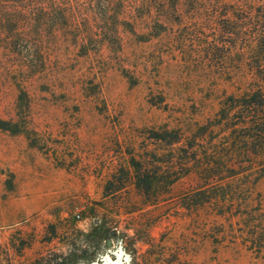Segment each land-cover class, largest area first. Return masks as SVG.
<instances>
[{
  "label": "rangeland",
  "instance_id": "obj_1",
  "mask_svg": "<svg viewBox=\"0 0 264 264\" xmlns=\"http://www.w3.org/2000/svg\"><path fill=\"white\" fill-rule=\"evenodd\" d=\"M145 1L0 0V121L18 129H0V264H264L193 174L153 161L147 190L130 166L168 152L156 134L191 138L264 92V52L217 37L257 5ZM252 205L262 227L264 178Z\"/></svg>",
  "mask_w": 264,
  "mask_h": 264
},
{
  "label": "trees",
  "instance_id": "obj_2",
  "mask_svg": "<svg viewBox=\"0 0 264 264\" xmlns=\"http://www.w3.org/2000/svg\"><path fill=\"white\" fill-rule=\"evenodd\" d=\"M168 1H171L174 11L180 6L189 11H196L204 9L206 3V6L213 3L222 5L226 0ZM233 1L257 5L258 14L252 17L237 16L236 20L240 24L237 27L221 28L217 31V37L221 43L227 45V50L240 38L247 37L250 41L248 46L246 45L249 52L247 59L252 60L264 52V12L261 11L264 9V0ZM150 3L155 2H143L147 10H150ZM192 34L195 38L198 35L195 31L189 33ZM83 37L84 40L87 39V32H84ZM260 67L258 65L256 68ZM0 129L12 133L18 131L12 122L4 121H0ZM212 134L216 135L215 138ZM185 139L187 138L179 131H163L156 134L155 141L170 151L163 153L159 158L154 156L152 161H137L134 157L130 159V166L136 167L135 173L137 179L142 180V187L148 190L152 184L154 178L147 166H153V161L157 162V166L176 169V180L193 174L204 185V189L197 192L198 195L205 196L204 202H200L208 204L212 213L220 218H237V224L241 223L242 227L248 230V242L264 250V224L261 227L260 222L258 226H254L256 218L261 215L260 207L252 205L254 187L257 181L264 178L263 90L256 86L254 91L241 98H229L214 120L200 127L195 136L186 141ZM164 179L166 181L167 178ZM200 202L195 205H200ZM242 234L244 232L241 231Z\"/></svg>",
  "mask_w": 264,
  "mask_h": 264
},
{
  "label": "water",
  "instance_id": "obj_3",
  "mask_svg": "<svg viewBox=\"0 0 264 264\" xmlns=\"http://www.w3.org/2000/svg\"><path fill=\"white\" fill-rule=\"evenodd\" d=\"M107 245L109 246V242H107Z\"/></svg>",
  "mask_w": 264,
  "mask_h": 264
}]
</instances>
